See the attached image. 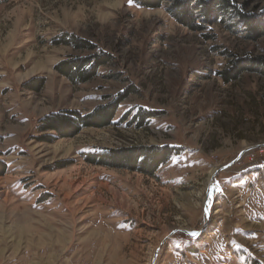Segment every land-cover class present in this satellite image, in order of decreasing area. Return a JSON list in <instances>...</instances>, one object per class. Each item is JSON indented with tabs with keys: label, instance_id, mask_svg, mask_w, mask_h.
Returning a JSON list of instances; mask_svg holds the SVG:
<instances>
[{
	"label": "rangeland",
	"instance_id": "rangeland-1",
	"mask_svg": "<svg viewBox=\"0 0 264 264\" xmlns=\"http://www.w3.org/2000/svg\"><path fill=\"white\" fill-rule=\"evenodd\" d=\"M229 3L194 30L172 0H1L0 264H264V36L243 22H264V0ZM63 34L111 57L93 80L56 70L91 54ZM126 94L112 125L41 141L45 116ZM165 146L154 175L123 165ZM104 150L105 164L86 159Z\"/></svg>",
	"mask_w": 264,
	"mask_h": 264
},
{
	"label": "trees",
	"instance_id": "trees-1",
	"mask_svg": "<svg viewBox=\"0 0 264 264\" xmlns=\"http://www.w3.org/2000/svg\"><path fill=\"white\" fill-rule=\"evenodd\" d=\"M164 0H136V2L145 8H160ZM176 5L177 13L173 16L184 26L198 30L200 26L196 23L197 18L205 16L207 21H211L212 15H221L230 7L229 0H172ZM1 5V0H0ZM216 12V14H213ZM201 13V15H200ZM243 20L246 30L250 32L251 37L258 39L264 36V22L255 19L246 18ZM58 45H66L80 52H90L88 56L69 57V59L56 65V70L64 75L68 80L74 83H86L93 80L98 75V70L106 65L111 57L109 54L98 50L94 44L76 37L72 34H63L56 40ZM241 65V63L239 64ZM225 73L226 81L235 80L240 72ZM28 90L38 92L43 87V81H37L32 86H25ZM127 94L115 99L112 103L99 106L89 114H82L78 111H59L51 113L40 119L38 131L42 134L52 133L53 135L41 138L43 142L53 143L59 138H73L80 134L85 127L103 128L113 124L120 104ZM138 118L146 123L153 113H138ZM174 155L173 148L161 147L144 150L128 151L124 157H121L123 165L133 171H141L146 175H154L163 165L170 162ZM112 158L109 151L90 152L86 159L92 164L102 165L105 160ZM102 163V164H100ZM7 171V165L0 160V176Z\"/></svg>",
	"mask_w": 264,
	"mask_h": 264
},
{
	"label": "water",
	"instance_id": "water-1",
	"mask_svg": "<svg viewBox=\"0 0 264 264\" xmlns=\"http://www.w3.org/2000/svg\"><path fill=\"white\" fill-rule=\"evenodd\" d=\"M248 150H246L245 152H243L240 156H239V158L237 159V160H235L234 162H232L233 164L234 163H236L246 152H247ZM232 164H230L229 166H227V167H230ZM226 168H223L222 170H225Z\"/></svg>",
	"mask_w": 264,
	"mask_h": 264
},
{
	"label": "snow or ice",
	"instance_id": "snow-or-ice-1",
	"mask_svg": "<svg viewBox=\"0 0 264 264\" xmlns=\"http://www.w3.org/2000/svg\"><path fill=\"white\" fill-rule=\"evenodd\" d=\"M131 2H132V0H129V3H130V4H131ZM192 235H193V236H195L196 234H195V233H193Z\"/></svg>",
	"mask_w": 264,
	"mask_h": 264
}]
</instances>
